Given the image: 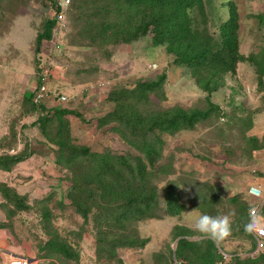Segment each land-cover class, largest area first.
Here are the masks:
<instances>
[{
	"label": "rangeland",
	"instance_id": "obj_1",
	"mask_svg": "<svg viewBox=\"0 0 264 264\" xmlns=\"http://www.w3.org/2000/svg\"><path fill=\"white\" fill-rule=\"evenodd\" d=\"M75 1L54 0L60 7L56 12L50 0H0V155L25 157L9 171L0 170V244L9 252L3 264L23 257L33 264H175L177 259L208 264L210 245L209 264H264V251H255L251 234L244 230L254 202L247 189H264V0H201L202 9L191 14L196 13L193 25L201 37H218L219 26L230 16L229 2L236 13L242 60L232 71L202 72L203 79L216 83L209 93L197 85L189 68L173 62L165 45L153 46L147 36L91 45L81 30V14L90 3L75 9ZM52 18L51 39L43 40L36 52V36ZM45 69L43 86L49 94L40 103L51 120L42 129L40 109L32 111L28 97ZM161 76V86L134 109L130 100L119 106L111 95ZM175 108L206 111L207 116L190 128L159 133L151 160L131 144H142V134L133 137L130 132L134 127L118 124L117 117L101 121L114 112L126 121L130 112L146 118ZM59 126L68 132L70 144L92 153L122 155L131 165L141 158L146 183L156 190L153 210L160 217L128 220L116 230L95 221L99 194L81 180L77 167L58 162ZM2 186L18 202L8 200ZM169 186L177 188L184 205L176 215L167 214L163 202ZM77 201L88 210L86 216ZM230 212L235 215L228 238H198L194 225L199 214ZM120 236L136 244L114 246L113 238ZM51 238L68 254L50 251L46 242ZM181 241L191 245L181 246Z\"/></svg>",
	"mask_w": 264,
	"mask_h": 264
},
{
	"label": "trees",
	"instance_id": "obj_2",
	"mask_svg": "<svg viewBox=\"0 0 264 264\" xmlns=\"http://www.w3.org/2000/svg\"><path fill=\"white\" fill-rule=\"evenodd\" d=\"M50 1L55 4V11L58 12L60 10L58 4L56 5L54 0ZM85 2L90 3V9L81 14V30L91 45L118 41L131 42L147 36L153 46L165 45L167 52L174 56L173 62L189 68L197 85L208 93L217 88L216 83L211 78L203 79L202 72L215 68H218V73L232 71L235 64L242 60L238 52L237 18L231 2L228 3L230 16L219 26L218 37L213 35L201 37L198 28L193 25L196 13L194 17H191V14L194 13L195 8L202 9L201 0H76L73 7L79 8ZM55 23L54 18L44 21L42 31L36 36V52L43 40L51 39ZM163 80L164 76L157 81H138L133 89H121L111 95H116L115 102L119 106L122 105V100H130V106L134 109L136 102L147 96V93L155 91ZM33 96L34 93L28 97V101L32 105V111L40 109L41 115L37 121L40 127L45 129L51 119L48 114H44L45 107L33 101ZM121 116L115 115L114 112L102 117L101 121L106 123L117 117L121 119L118 120V124L125 122L134 128L137 127V130L131 128L130 132L133 137L142 134V144L139 145L134 140H131V144L151 160L155 143L161 141L157 136L159 133L172 134L190 128L205 118L207 112L199 110L187 112L175 108L146 118H141V114L136 112H130L126 121H122L123 116ZM60 125L62 126V123ZM142 127L144 128L141 129ZM147 133H153L156 137L150 138ZM57 134L58 162L77 167L81 180L92 186L99 194L102 203L99 205L100 212L95 221L116 230L124 228L128 220L160 217L159 213L153 210L156 190L146 183L148 172L141 158H134L131 165L129 159L122 155L92 153L87 147L70 144L68 132L61 130L60 126ZM24 158L22 155L1 154L0 170L9 171ZM170 186L165 189L163 202L166 213L176 215L184 209V205L180 202L177 188ZM1 189L8 200L18 202L19 198L13 191L3 186ZM76 204L78 210L86 216L88 210L80 208L82 202L77 201ZM246 222H248V212ZM112 242L114 246L136 244L134 240L123 236L114 237ZM180 245L190 246L191 243L181 241ZM46 246L52 252L68 254L66 247L54 238L49 239ZM212 251L213 247L210 245L206 252L208 264L213 262Z\"/></svg>",
	"mask_w": 264,
	"mask_h": 264
},
{
	"label": "clouds",
	"instance_id": "obj_3",
	"mask_svg": "<svg viewBox=\"0 0 264 264\" xmlns=\"http://www.w3.org/2000/svg\"><path fill=\"white\" fill-rule=\"evenodd\" d=\"M250 195L257 197L264 196V189L253 187ZM264 207V206H262ZM234 212L224 215L199 214L195 219V231L198 233L200 240L210 239L220 242L232 234ZM245 232L252 235L264 236V212L256 206L249 209L248 222L244 225ZM175 264H184L182 260L177 259Z\"/></svg>",
	"mask_w": 264,
	"mask_h": 264
},
{
	"label": "built area",
	"instance_id": "obj_4",
	"mask_svg": "<svg viewBox=\"0 0 264 264\" xmlns=\"http://www.w3.org/2000/svg\"><path fill=\"white\" fill-rule=\"evenodd\" d=\"M59 20H61V18H59ZM47 76H48V70L47 69L42 70L40 72V77L38 79L39 85H36V87L34 88V91H33V93H34L33 99H34V102H36V103L42 102L49 94L48 90H45V88L43 86L44 83L47 81ZM65 98L66 97L64 96V94L59 95V100L64 101ZM253 187H257V186H250L247 189V195L250 196L254 200V202L251 204V206L254 205V206L260 208L261 211L263 212L264 207H262V206H264V196L257 197L254 195H250V190ZM250 207L248 208V217H249ZM251 236L253 239L255 251L256 252L264 251V236L252 235V234H251ZM18 264H29V262L27 259L21 258V259H19Z\"/></svg>",
	"mask_w": 264,
	"mask_h": 264
},
{
	"label": "crops",
	"instance_id": "obj_5",
	"mask_svg": "<svg viewBox=\"0 0 264 264\" xmlns=\"http://www.w3.org/2000/svg\"><path fill=\"white\" fill-rule=\"evenodd\" d=\"M7 256H9V252L7 251V248L5 246L2 247V244H0V264H3L4 261L8 260ZM25 259L28 260L29 264H33L31 258H25ZM12 264H18V262L16 261L13 262Z\"/></svg>",
	"mask_w": 264,
	"mask_h": 264
}]
</instances>
